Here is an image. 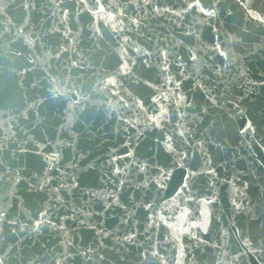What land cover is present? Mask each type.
Here are the masks:
<instances>
[{
	"label": "water",
	"instance_id": "1",
	"mask_svg": "<svg viewBox=\"0 0 264 264\" xmlns=\"http://www.w3.org/2000/svg\"><path fill=\"white\" fill-rule=\"evenodd\" d=\"M0 264H264V0H0Z\"/></svg>",
	"mask_w": 264,
	"mask_h": 264
}]
</instances>
